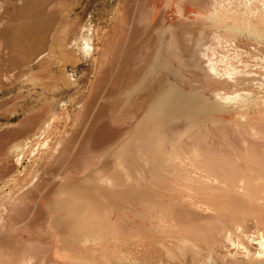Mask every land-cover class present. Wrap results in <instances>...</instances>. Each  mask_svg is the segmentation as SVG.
Wrapping results in <instances>:
<instances>
[{"label": "rangeland", "instance_id": "1", "mask_svg": "<svg viewBox=\"0 0 264 264\" xmlns=\"http://www.w3.org/2000/svg\"><path fill=\"white\" fill-rule=\"evenodd\" d=\"M260 239L264 0H0V264H264Z\"/></svg>", "mask_w": 264, "mask_h": 264}, {"label": "bare ground", "instance_id": "2", "mask_svg": "<svg viewBox=\"0 0 264 264\" xmlns=\"http://www.w3.org/2000/svg\"><path fill=\"white\" fill-rule=\"evenodd\" d=\"M257 247H258V253L264 251V241L262 239H260L259 242L257 241Z\"/></svg>", "mask_w": 264, "mask_h": 264}]
</instances>
